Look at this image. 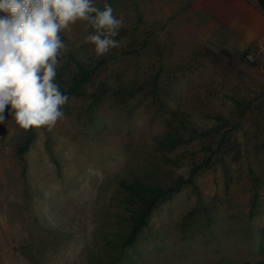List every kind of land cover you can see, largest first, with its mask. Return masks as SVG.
Wrapping results in <instances>:
<instances>
[{"label": "rangeland", "instance_id": "rangeland-1", "mask_svg": "<svg viewBox=\"0 0 264 264\" xmlns=\"http://www.w3.org/2000/svg\"><path fill=\"white\" fill-rule=\"evenodd\" d=\"M105 3L124 17L118 47L97 57L81 22L62 33L60 89L90 71L63 118L25 130L5 110L0 264H257L264 73L190 42L181 28L187 2L96 0ZM163 101L190 118L176 142L166 139L168 117L155 105ZM28 137L20 160L16 148ZM120 181L169 190L131 244L141 205Z\"/></svg>", "mask_w": 264, "mask_h": 264}, {"label": "clouds", "instance_id": "clouds-1", "mask_svg": "<svg viewBox=\"0 0 264 264\" xmlns=\"http://www.w3.org/2000/svg\"><path fill=\"white\" fill-rule=\"evenodd\" d=\"M96 0H0V123L5 110L21 129L54 126L69 97L55 82L67 52L63 32L81 22L97 57L118 47L123 14ZM10 106V108H9Z\"/></svg>", "mask_w": 264, "mask_h": 264}, {"label": "crops", "instance_id": "crops-1", "mask_svg": "<svg viewBox=\"0 0 264 264\" xmlns=\"http://www.w3.org/2000/svg\"><path fill=\"white\" fill-rule=\"evenodd\" d=\"M181 0H168L176 3ZM187 2L182 34L213 51L240 56L264 33V0H182ZM168 9H177L175 5Z\"/></svg>", "mask_w": 264, "mask_h": 264}, {"label": "trees", "instance_id": "trees-1", "mask_svg": "<svg viewBox=\"0 0 264 264\" xmlns=\"http://www.w3.org/2000/svg\"><path fill=\"white\" fill-rule=\"evenodd\" d=\"M202 49H204L212 58L219 59L222 56H225L227 59H229V61L232 60L231 54L224 49H221L219 51H213L209 49V47L203 45ZM198 53L197 55H199ZM243 54L240 56L241 60H243ZM81 71V78L79 80H77L76 78L73 82L72 87L69 90L60 89L65 95H75L76 97H79L78 90L82 87L83 83L89 80L90 73V71L87 69H81ZM165 96H169V90H166ZM154 99L155 103L159 101L158 96H156ZM155 105L157 106V108L161 109L162 114L165 117H168V120L166 121L165 130L166 139L170 142H176L180 139L183 132L189 129V116L182 109H172L164 101ZM29 143L30 137L26 139L22 146H18L16 148V155L20 160L22 159V154L24 150L27 148V146H29ZM119 188L123 193H126L127 195L131 196L132 198H134L135 202L141 205V209L139 211H136L135 215L133 216L132 228L125 241L126 244H131L135 240V238L138 237L142 227L145 225L147 217L150 216L151 211L154 208L159 197L161 198L169 190H163L160 187L148 186L139 183L138 181H135L133 183H126L125 181H120ZM257 264H264V259L259 261Z\"/></svg>", "mask_w": 264, "mask_h": 264}, {"label": "built area", "instance_id": "built-area-1", "mask_svg": "<svg viewBox=\"0 0 264 264\" xmlns=\"http://www.w3.org/2000/svg\"><path fill=\"white\" fill-rule=\"evenodd\" d=\"M243 60L264 73V33L257 39L255 46L244 52Z\"/></svg>", "mask_w": 264, "mask_h": 264}]
</instances>
